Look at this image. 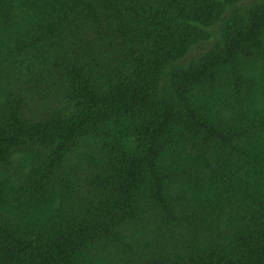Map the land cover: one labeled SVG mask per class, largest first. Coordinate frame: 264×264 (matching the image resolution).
<instances>
[{
	"label": "trees",
	"instance_id": "trees-1",
	"mask_svg": "<svg viewBox=\"0 0 264 264\" xmlns=\"http://www.w3.org/2000/svg\"><path fill=\"white\" fill-rule=\"evenodd\" d=\"M0 264H264V0H0Z\"/></svg>",
	"mask_w": 264,
	"mask_h": 264
}]
</instances>
